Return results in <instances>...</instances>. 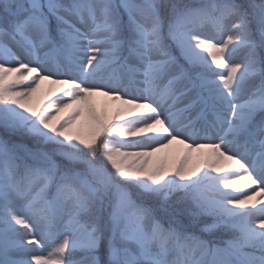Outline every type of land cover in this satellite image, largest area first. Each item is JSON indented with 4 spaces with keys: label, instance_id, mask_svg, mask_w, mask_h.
I'll use <instances>...</instances> for the list:
<instances>
[{
    "label": "snow or ice",
    "instance_id": "1",
    "mask_svg": "<svg viewBox=\"0 0 264 264\" xmlns=\"http://www.w3.org/2000/svg\"><path fill=\"white\" fill-rule=\"evenodd\" d=\"M0 264H264V0H0Z\"/></svg>",
    "mask_w": 264,
    "mask_h": 264
},
{
    "label": "rangeland",
    "instance_id": "2",
    "mask_svg": "<svg viewBox=\"0 0 264 264\" xmlns=\"http://www.w3.org/2000/svg\"><path fill=\"white\" fill-rule=\"evenodd\" d=\"M43 87L46 88L47 85H44ZM178 147H180V146H174V150H175L176 148H178Z\"/></svg>",
    "mask_w": 264,
    "mask_h": 264
}]
</instances>
